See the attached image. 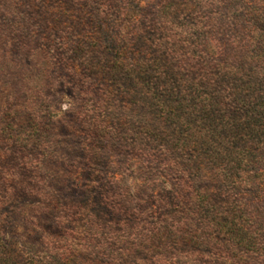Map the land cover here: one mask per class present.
<instances>
[{"label":"rangeland","instance_id":"rangeland-1","mask_svg":"<svg viewBox=\"0 0 264 264\" xmlns=\"http://www.w3.org/2000/svg\"><path fill=\"white\" fill-rule=\"evenodd\" d=\"M128 1L157 17L161 16L158 8L170 3L169 0ZM170 1L179 8L171 9V17L164 21L161 33L146 25L143 41L150 44L164 38L167 42L164 50L157 47L151 50L160 61L147 78L154 90L175 101L177 114L163 119L153 102L148 103L146 90L137 89L129 109L119 100L113 102L112 111H103L109 131H115L118 136L128 132L138 136L144 129L170 133L166 139L169 145L168 139L172 140L174 132L183 131L185 119L197 125L195 132L200 126L203 127L200 132L206 131V124L198 126L197 119L204 120L209 114L200 109L196 98L205 88L211 100L217 102L215 112L219 120L228 122V118L240 116L239 105L227 97V88L233 90L229 78L237 80L238 74L242 79L251 75V63L247 66L245 63L251 61L255 43H261L264 36V0ZM27 3L0 0V264H58L65 246L64 221L71 228L73 219L77 224L81 219L54 206L44 194V186L56 191V204L84 202L91 195L98 199L101 190L105 196L120 194L130 202L129 208L142 204V211L150 218L156 213L158 201L166 204L171 198L169 190L178 179L193 183L197 177L189 171L182 176L173 171L167 174L162 171L160 161L143 158L137 144L120 140L98 143L97 149L101 150L92 162L98 166V174L89 170L81 144L87 138L84 132L87 112L95 108L97 96L85 98L86 87L78 83L68 67L56 63L52 51L35 31L34 22L29 20ZM177 32L180 40L174 37ZM183 40L194 45L191 47L198 60L190 57V48ZM177 42L179 49L172 48ZM231 64L237 67L234 68L237 75L228 76ZM94 91L98 95L99 89ZM189 103L200 114L193 116V111H185V104ZM115 112H118L116 125L110 122ZM35 129L44 142L49 140L54 146L48 162L42 158L44 146L31 147ZM232 132L237 135L239 128ZM174 153L178 164H191V152ZM193 165H196L194 161ZM153 194L157 199L151 198ZM238 196L251 202V187H240ZM96 211L101 212L99 208ZM102 212L107 215L103 225L109 219L120 222L119 216ZM114 229L121 231V227ZM243 233L251 236V229ZM247 247L251 249V243L240 246L239 251ZM248 261L251 264V259Z\"/></svg>","mask_w":264,"mask_h":264},{"label":"trees","instance_id":"trees-1","mask_svg":"<svg viewBox=\"0 0 264 264\" xmlns=\"http://www.w3.org/2000/svg\"><path fill=\"white\" fill-rule=\"evenodd\" d=\"M26 1L29 20L34 22L35 31L52 51L56 63L68 67L78 83L86 87L85 98L97 96L95 108L87 112V138L81 144L89 170L98 174V166L92 164L101 150L97 149L98 143L120 140L137 144L142 157L160 161L167 174L173 171L182 176L189 171L197 177L193 183L178 179L169 190L171 198L166 204L158 201L156 213L150 218H146L142 204L129 208L130 202L120 194L105 196L101 190L98 199L91 195L84 202L56 204V191L44 186V194L54 206L75 213L83 224L80 226L73 219V227L68 228L69 223L64 221L65 246L58 264H247L248 259L251 264H264V36L261 43H255L251 61L245 63H251V75L242 79L238 74L237 80L229 78L233 90L227 88V97L239 105L240 116L228 118V122L219 120L215 112L217 102L211 100L205 88L196 98L200 109L209 114L204 120L197 119L198 126L206 124V131L200 132V126L195 132L197 125L185 119L183 131H175L168 145L170 133L144 129L138 136L130 132L118 136L109 131L102 114L106 109L112 111L113 102L119 100L129 109L137 89L146 90L148 103L153 102L163 119L177 114L175 101L154 90L147 78L160 61L151 50H164L167 42L162 38L146 44L143 35L146 25L161 33L164 21L171 17V9L179 5L169 0L158 8L161 16L157 17L128 0ZM179 35L174 34L176 40L181 39ZM183 42L190 48V57L198 60L194 45ZM178 43L172 44V48L179 49ZM234 68L237 67L231 64L228 76L237 75ZM95 89H99L98 95ZM185 106V111H193V116L200 114L190 103ZM112 115L110 122L116 125L118 112ZM234 128H239L237 135L232 132ZM37 130L31 147L44 146L42 158L48 162L54 146L49 140L44 142ZM182 150L193 155L189 166L178 164L174 158V152ZM212 168L216 173H212ZM240 187H251V202L238 196ZM151 198L157 199L154 194ZM97 208L101 212L97 213ZM102 211L111 217L119 216L120 222L109 219L103 225L107 215ZM116 227H121V231ZM249 229L251 236H246L243 232ZM249 243L251 249L239 251L240 246Z\"/></svg>","mask_w":264,"mask_h":264}]
</instances>
